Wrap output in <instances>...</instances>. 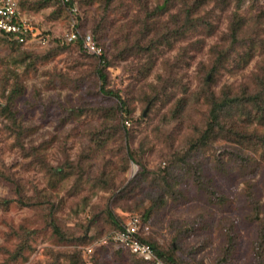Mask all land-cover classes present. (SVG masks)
<instances>
[{"label": "rangeland", "instance_id": "rangeland-1", "mask_svg": "<svg viewBox=\"0 0 264 264\" xmlns=\"http://www.w3.org/2000/svg\"><path fill=\"white\" fill-rule=\"evenodd\" d=\"M71 1L22 0L33 38L0 41V264H149L107 238L135 215L174 264H264V143L194 146L202 92L264 74V0Z\"/></svg>", "mask_w": 264, "mask_h": 264}, {"label": "trees", "instance_id": "trees-1", "mask_svg": "<svg viewBox=\"0 0 264 264\" xmlns=\"http://www.w3.org/2000/svg\"><path fill=\"white\" fill-rule=\"evenodd\" d=\"M22 1V0H21ZM25 3V0H23ZM29 0H26V2ZM192 5H196V0L192 2ZM31 4V3H27ZM43 4V3H42ZM72 1L68 2L67 5H71ZM239 30V26L235 25L232 28L231 37L236 38ZM11 36V37H10ZM12 38V35L3 34L0 36V41L14 42L18 43ZM80 45L82 46V40L77 39ZM223 55V54H222ZM101 56V55H99ZM216 69V68H215ZM101 78L104 77L102 72H99ZM212 73L210 78H205L206 82L212 80ZM256 80V86L253 90H249L244 84H240L237 89H232L231 86H227L219 94H215L213 90L208 88L204 90L202 95H204L206 103L210 106V109L207 113V121L205 123V130L201 132V136L195 141L197 147L204 146L210 138L213 139H222L228 138L229 141H234L235 143L240 144V149L242 150L246 144L252 146H258L260 143H264V136L256 128H253L252 131L247 130L245 122H251L254 119H260L264 116V74L256 73L254 76ZM208 84V83H207ZM17 91V85L15 84L8 93L4 94L6 98V106H1L4 110L9 109V117L11 120H14V113H11V105L14 95ZM106 92H109L105 90ZM119 98V97H118ZM120 99V98H119ZM121 106L123 103L122 99L120 100ZM123 111V109H122ZM130 158L138 163V160L132 152L129 153ZM242 158H246L245 156ZM139 164V163H138ZM119 221V220H118ZM117 223V229L123 227L124 222L121 221ZM140 239L144 242L151 244L158 257L163 260L165 264H174V260L171 259L169 255H165L162 251L158 250L150 239L144 238L140 234ZM257 256L263 259L262 252L264 251V226L261 225L259 240L257 242ZM132 253V252H131ZM134 254V253H132ZM135 255V254H134ZM136 256V255H135ZM140 259V258H139ZM142 260V259H141ZM259 259V263L262 262ZM144 261V260H142ZM145 263H148L144 261ZM153 264V263H149Z\"/></svg>", "mask_w": 264, "mask_h": 264}, {"label": "built area", "instance_id": "built-area-1", "mask_svg": "<svg viewBox=\"0 0 264 264\" xmlns=\"http://www.w3.org/2000/svg\"><path fill=\"white\" fill-rule=\"evenodd\" d=\"M60 1L68 3L70 0ZM34 31L32 18L23 10L21 0H0V36L3 34L12 35L10 39L24 43L33 38ZM65 37L68 42L80 38L86 51L101 55V48L91 33L86 32L81 36L78 31L71 29L65 33ZM140 223L141 218L135 215L125 221L123 227L110 233L107 238L128 248L138 258L148 263L165 264L158 257L154 247L140 239Z\"/></svg>", "mask_w": 264, "mask_h": 264}, {"label": "water", "instance_id": "water-1", "mask_svg": "<svg viewBox=\"0 0 264 264\" xmlns=\"http://www.w3.org/2000/svg\"><path fill=\"white\" fill-rule=\"evenodd\" d=\"M145 113V112H144Z\"/></svg>", "mask_w": 264, "mask_h": 264}]
</instances>
